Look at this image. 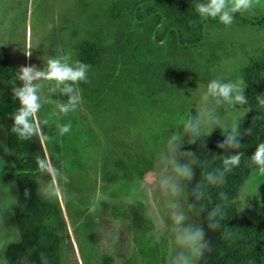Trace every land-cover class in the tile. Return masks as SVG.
<instances>
[{
    "label": "rangeland",
    "instance_id": "1",
    "mask_svg": "<svg viewBox=\"0 0 264 264\" xmlns=\"http://www.w3.org/2000/svg\"><path fill=\"white\" fill-rule=\"evenodd\" d=\"M143 1L33 0L29 10L27 0H0V47L8 51L17 68L43 67V60L51 55H67L75 62L83 44L98 36L110 40L123 35L135 5L141 17L161 9L153 3L140 4ZM116 3L125 11L126 22L120 27L106 23L104 16L106 8ZM262 13L264 0L250 12L235 14L231 26L211 18L203 19L202 25H185L168 14L162 25L155 20L131 32L123 48L121 70L108 89L101 88V71L90 68L88 82L77 86L82 105L63 118L64 123L71 121L72 130L63 137L54 136L46 145L53 163L70 182L60 196L42 199L39 188L50 177L40 175L38 180L40 200L61 210L60 216L46 219L61 237V264H170L177 251L174 235L162 232L155 244L148 235L167 212L166 200L152 184L159 153L172 132L188 142L183 122L195 113L199 93L211 79L243 78L249 99L245 107L251 108L246 71L264 61V26L243 18ZM170 25L176 26L182 43L195 42V46H178L173 33L162 40ZM29 49L30 59L24 53ZM41 83L43 97L64 99L50 91L54 82ZM217 111L230 124L245 108L225 112L220 107ZM251 111L242 122L251 117ZM51 112L52 105L45 104L41 119ZM212 133L224 137L219 128ZM199 141L184 144L181 150L195 153ZM11 167L0 123V264H11L6 253L20 241L14 220L19 189L10 177ZM257 173L258 169L253 170L241 188L248 196L245 202L239 199L240 190L234 203L239 213H256L264 205V176ZM133 211L144 218L140 224L133 222ZM188 215L198 225L195 214Z\"/></svg>",
    "mask_w": 264,
    "mask_h": 264
},
{
    "label": "clouds",
    "instance_id": "2",
    "mask_svg": "<svg viewBox=\"0 0 264 264\" xmlns=\"http://www.w3.org/2000/svg\"><path fill=\"white\" fill-rule=\"evenodd\" d=\"M27 3L31 10L33 0H27ZM261 4L262 0H203L195 4V10L202 19H218L221 24L231 26L235 14L250 12ZM49 27L51 28V25ZM24 53L26 57L31 58V49ZM90 68L89 64L79 60L70 62L67 55H51L43 60V67H37L35 64L21 65L15 72V79L20 83L12 87L11 95L13 100L18 101L19 106L9 113V118L13 121L11 133L23 141L35 138L44 149L43 156H37L35 161L41 176L50 177L39 188L42 199L60 196L64 186L70 182L53 163L46 151V145L54 136L63 137L72 130L71 121L64 123L63 118L77 111L82 105L83 97L77 86L81 82H88ZM41 82H54L55 86L50 91L58 92L64 99L43 97ZM246 88L243 78L232 80L220 76L211 79L199 93L195 113L183 122V134L189 137L188 142L184 143L181 135L172 132L166 146L159 153L157 172L152 184L166 200L167 212L166 218L158 219L153 231L148 235L153 237L154 244L160 240L162 232L174 235L177 251L170 264H198L206 253L212 251V243L207 239L205 228L190 222L188 213H204L207 207L204 201L209 198V189L223 186L227 174L240 166L244 155L240 151L243 146L242 137L252 135V127L241 131L243 118L252 110L245 107L249 104L245 94ZM256 101L258 108L264 110V93L258 94ZM45 104L52 105L51 116L41 119L40 112ZM220 107H223L225 112H234L238 107L245 108V111L241 117L233 116L228 124L217 111ZM217 128L224 135L223 140L218 141L216 145L223 153L220 155L221 166L209 168L208 161H201L191 149L181 150L184 144H195L201 136H209ZM216 156L212 153L210 160H214ZM249 161L258 169L257 174L264 176V142L257 144ZM197 166L202 169V179L191 188V202H188L185 198L186 183L194 180ZM149 187L151 188V184ZM28 195L30 193L26 190L25 196ZM219 197L220 202L208 210L204 217L207 228L213 231L221 228V221L226 215V202L229 200L224 192H221ZM246 197L248 196L242 189L239 199L245 202ZM236 236L237 233L230 229L225 228L223 231L225 240H232ZM18 238L19 234L17 240ZM40 258L41 264H48L46 253L41 252Z\"/></svg>",
    "mask_w": 264,
    "mask_h": 264
},
{
    "label": "trees",
    "instance_id": "3",
    "mask_svg": "<svg viewBox=\"0 0 264 264\" xmlns=\"http://www.w3.org/2000/svg\"><path fill=\"white\" fill-rule=\"evenodd\" d=\"M198 2L203 0H144L140 4L153 3L161 9L141 17L137 14L138 5H135L130 11L129 27H126L123 35L110 40L102 36L96 37L94 41L87 42L79 48L77 59L101 71L99 81L105 91L121 70L123 48L129 41L131 32L155 20H157L156 25H162L168 14L176 16L185 25H202L203 19L195 10V4ZM104 16L106 23H111L113 27L123 26L126 22L125 11L120 3L107 7ZM244 19L249 24L264 26V13L245 16ZM172 33L178 46L184 44L189 49L195 46V42L182 43L174 25L165 29L162 40ZM16 70L8 51L0 47V123L6 133L7 150L12 162L13 172L10 177L15 179L19 189L14 220L20 241L9 248L6 258L11 264H41L40 254L43 252L47 255L48 264H61L63 259L61 237L56 228L48 227L46 224L47 217L60 216L61 210L44 204L38 195V180L41 174L35 161L37 156H43L44 149L35 138L23 141L11 133L13 121L9 118V113L19 106L18 101L13 100L11 95L12 87L20 83L15 79ZM246 73L252 111L251 117L241 123V131L252 127V135L242 137L243 146L240 151L244 155L240 166L227 174L223 186L209 189V198L204 201L207 205L206 211L199 215L194 213L198 225L205 228L207 239L212 243V251L206 253L198 264H264V205L256 213L250 211L239 213L234 205L248 176L257 169L250 163L249 157L255 151L257 144L264 142V110L258 108L256 101V96L264 93V61L254 63ZM255 117L257 119L254 120ZM223 138L211 133L200 139L196 145L195 154L201 161H208L209 168L221 166L220 155L223 153L216 145ZM212 153L217 155L214 160H210ZM201 171L200 167H195L194 180L186 183V196L189 202H191V188L202 179ZM26 190L30 195L25 196ZM221 192L229 197L226 202V215L221 221V228L213 231L207 228L204 217L208 210L220 202ZM139 209L141 212L144 211L142 205H139ZM131 216L136 224L144 220L141 213L136 211H133ZM225 228L236 232L237 236L232 240H225L223 238Z\"/></svg>",
    "mask_w": 264,
    "mask_h": 264
},
{
    "label": "crops",
    "instance_id": "4",
    "mask_svg": "<svg viewBox=\"0 0 264 264\" xmlns=\"http://www.w3.org/2000/svg\"><path fill=\"white\" fill-rule=\"evenodd\" d=\"M15 65V64H14ZM16 66V65H15ZM17 68V67H16ZM18 69V68H17Z\"/></svg>",
    "mask_w": 264,
    "mask_h": 264
}]
</instances>
